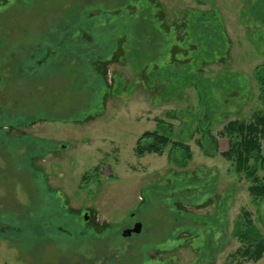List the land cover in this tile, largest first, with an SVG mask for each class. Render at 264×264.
<instances>
[{
    "label": "rangeland",
    "instance_id": "obj_1",
    "mask_svg": "<svg viewBox=\"0 0 264 264\" xmlns=\"http://www.w3.org/2000/svg\"><path fill=\"white\" fill-rule=\"evenodd\" d=\"M259 1L0 0V264H264L221 136L264 115Z\"/></svg>",
    "mask_w": 264,
    "mask_h": 264
},
{
    "label": "trees",
    "instance_id": "obj_2",
    "mask_svg": "<svg viewBox=\"0 0 264 264\" xmlns=\"http://www.w3.org/2000/svg\"><path fill=\"white\" fill-rule=\"evenodd\" d=\"M259 16L264 14V0H260L255 10ZM262 72V71H259ZM258 80L264 84V80ZM221 136L228 138L229 148L223 152V157L231 161L236 166V171L246 174L251 180L252 186L249 189L251 196L255 199H264V175L259 172L264 171V115H257L253 122H230L221 132ZM214 143L218 141L212 136ZM172 144L175 148H183L190 153L187 146L181 145L172 140L158 130L145 132L137 141L135 152L139 157L147 154L162 155L164 149ZM254 164V165H252ZM249 234H253L249 229ZM255 233L253 235H256ZM259 239V238H258ZM264 255V241L260 238L257 241L251 258L254 261L260 260Z\"/></svg>",
    "mask_w": 264,
    "mask_h": 264
},
{
    "label": "water",
    "instance_id": "obj_3",
    "mask_svg": "<svg viewBox=\"0 0 264 264\" xmlns=\"http://www.w3.org/2000/svg\"><path fill=\"white\" fill-rule=\"evenodd\" d=\"M142 231V224L137 223L135 224L133 229H127L123 232L124 237H130L132 234H140Z\"/></svg>",
    "mask_w": 264,
    "mask_h": 264
}]
</instances>
